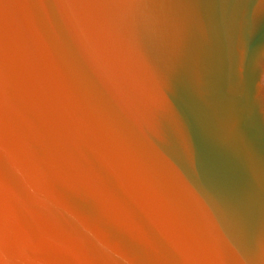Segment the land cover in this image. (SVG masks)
I'll return each mask as SVG.
<instances>
[{
    "label": "water",
    "instance_id": "1",
    "mask_svg": "<svg viewBox=\"0 0 264 264\" xmlns=\"http://www.w3.org/2000/svg\"><path fill=\"white\" fill-rule=\"evenodd\" d=\"M0 264H264V0H0Z\"/></svg>",
    "mask_w": 264,
    "mask_h": 264
}]
</instances>
